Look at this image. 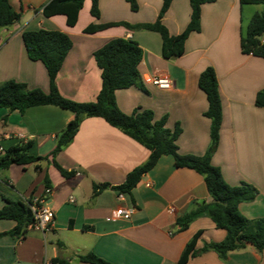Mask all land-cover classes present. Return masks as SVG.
Segmentation results:
<instances>
[{
	"label": "crops",
	"instance_id": "0c3cea01",
	"mask_svg": "<svg viewBox=\"0 0 264 264\" xmlns=\"http://www.w3.org/2000/svg\"><path fill=\"white\" fill-rule=\"evenodd\" d=\"M49 1L9 0L21 18L0 28V83L12 79L48 91L47 69L43 62L29 58L22 33L59 30L73 40L57 75L59 90L75 101H94L102 85L94 52L112 38L133 39L143 50L138 68L144 89L136 85L117 89L118 106L126 114L142 107L153 110L156 120L167 117V128L177 124L182 128L179 153L204 155L211 143V120L205 115L208 100L198 80L208 66L214 67L222 124L211 162L230 185L247 182L257 188L255 198L241 202L239 209L250 219L264 217V107L255 102L264 89V57L243 53L241 48L245 28L264 5L241 0L204 2L200 31L189 34L182 55L165 58L158 32L124 25L84 31L90 24L155 22L163 0H136V9L128 0H98L99 17L91 13V0H84L74 26L67 24L63 14L45 16L43 6ZM191 12L190 0H172L162 17L171 35L186 29ZM154 75H165L174 85L155 86L149 80ZM74 117L71 110L52 104L31 106L24 112L0 107V144L7 148L31 141L29 153L48 156L37 163L0 167V208L7 203L5 197L27 204L43 196L48 174L53 188L48 202L55 211L46 231L28 224L17 234L10 233L17 221L0 219V264H45L55 258L69 264H94L81 261L80 256L88 253L113 264H181L187 243L199 231L198 252L185 264H264V250L250 243L228 252L226 258L214 249L204 250L227 234L207 215L180 228L179 217L213 198L203 175L176 166L172 155H162L131 194L124 193L120 200L115 187L148 159L150 150L102 117H85L74 139L53 156L58 135ZM54 161L74 175L65 177ZM119 206L132 208L129 219L115 215Z\"/></svg>",
	"mask_w": 264,
	"mask_h": 264
},
{
	"label": "trees",
	"instance_id": "16d2710c",
	"mask_svg": "<svg viewBox=\"0 0 264 264\" xmlns=\"http://www.w3.org/2000/svg\"><path fill=\"white\" fill-rule=\"evenodd\" d=\"M132 9L137 8L136 0H128ZM211 0H190L192 12L191 20L186 29L178 35H171L162 21V17L170 7L172 0H163L158 19L155 22L138 25L127 22H109L90 24L85 32L93 33L112 26L124 25L129 29L144 28L158 32L162 37V54L165 58L180 56L185 51V41L192 31L201 29V6ZM91 13L99 17V1L91 0ZM84 0H50L43 6V14L47 17L63 14L69 26H74L83 7ZM241 3L263 4L264 0H241ZM21 14L13 9L9 0H0V28L8 27L17 22ZM264 34V8L256 12L241 38L243 53L264 57V43L261 36ZM27 54L32 60H39L45 65L49 76V90L29 88L26 83L16 80H7L0 83V107L9 110L24 112L28 107L52 104L74 112L75 117L58 135V142L53 156L68 145L77 134L81 122L85 117H102L110 125L122 130L150 150L148 159L130 171L125 181L116 186L118 192L131 194V191L150 171L162 155H172L178 167H189L203 175L207 189L213 198L211 203L197 204L195 208L179 217L181 229L198 216H209L216 227L223 228L227 234L223 241L207 244L204 250L214 249L222 258L228 252L241 249L250 243L259 251L264 250V217L250 219L246 217L239 205L241 202L251 201L258 190L252 184L243 182L232 186L223 177L221 169L212 164V155L219 140L222 124V103L219 82L214 67L208 66L201 72L198 80L199 87L205 92L208 100V109L205 115L211 120V143L204 155L181 154L178 151L177 139L182 131L179 124L174 129L166 127L167 117L155 119L154 112L148 108H137L132 114L123 112L117 104L115 92L117 89L128 88L132 85L144 89L139 64L143 50L133 39L117 37L110 39L104 46L94 52L97 65L101 69L102 85L96 100L89 102L75 101L65 97L57 85V75L63 62L73 46L71 36L63 31L40 28L26 30L22 33ZM256 105L264 107V89L256 96ZM32 142L18 143L5 148L0 152V167L6 168L11 164L25 165L47 160L48 156H36L29 153ZM55 166L65 176L70 177L74 172L68 171L54 161ZM37 168L40 166L37 164ZM45 187L52 188L48 174L44 178ZM7 203L0 208V219L17 221L16 227L10 232L17 234L34 219L28 204L5 197ZM200 231L187 243L180 263L185 264L195 255L196 243ZM81 261L94 264H113L94 253L80 256ZM55 264H69L61 258L53 260Z\"/></svg>",
	"mask_w": 264,
	"mask_h": 264
},
{
	"label": "built area",
	"instance_id": "2783aa9c",
	"mask_svg": "<svg viewBox=\"0 0 264 264\" xmlns=\"http://www.w3.org/2000/svg\"><path fill=\"white\" fill-rule=\"evenodd\" d=\"M150 82L160 88H171L174 85V82L165 75H154L150 77ZM5 148L0 144V152H3ZM53 194V188H45V193L43 196L30 199L27 204L30 207L33 214V221L29 223L30 227L46 231L49 230L53 224L55 218V211L49 205L48 199ZM118 198L123 201L124 193L119 192ZM71 201H74V198H70ZM133 210L132 208H127L125 206H119L115 215L124 219H129L131 217ZM45 264H54L51 261H47Z\"/></svg>",
	"mask_w": 264,
	"mask_h": 264
},
{
	"label": "rangeland",
	"instance_id": "374dc122",
	"mask_svg": "<svg viewBox=\"0 0 264 264\" xmlns=\"http://www.w3.org/2000/svg\"><path fill=\"white\" fill-rule=\"evenodd\" d=\"M260 6V9L263 7L262 5H259ZM248 20H249V18H248Z\"/></svg>",
	"mask_w": 264,
	"mask_h": 264
}]
</instances>
